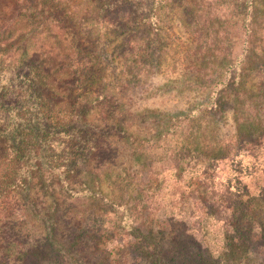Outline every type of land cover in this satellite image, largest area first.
<instances>
[{"label":"trees","instance_id":"obj_1","mask_svg":"<svg viewBox=\"0 0 264 264\" xmlns=\"http://www.w3.org/2000/svg\"><path fill=\"white\" fill-rule=\"evenodd\" d=\"M169 60L207 102L135 110ZM260 178L264 0H0V264H264Z\"/></svg>","mask_w":264,"mask_h":264},{"label":"rangeland","instance_id":"obj_2","mask_svg":"<svg viewBox=\"0 0 264 264\" xmlns=\"http://www.w3.org/2000/svg\"><path fill=\"white\" fill-rule=\"evenodd\" d=\"M173 48L176 49H181V43H173L172 44ZM179 58L181 59V55L179 53ZM177 56V57H178ZM171 64V60H169V62L167 64H164L163 66L161 65L158 68H154V70L156 72L150 74L149 78L147 80H144V83L142 85H140L139 87V92L136 95V97H134L133 101H132V107L135 110H143V109H151V110H156L158 112L164 111V112H168V113H188L190 111H194L197 107H200L203 103H206L208 100V94H206V92H204V90L202 89H196V88H191V87H183V82H176L174 83L172 80H174L175 76H169L171 73V69L167 68L168 65ZM173 65V64H172ZM137 68L140 66H136ZM178 67V66H177ZM138 68V70H139ZM182 67H180L179 70H181ZM177 72L178 73V70ZM204 92V93H203ZM208 92V91H207ZM229 116V114L227 115V117ZM225 121H229L228 119H225ZM244 164V163H243ZM251 166V164L249 165ZM251 173L253 172V170L250 171ZM250 173V174H251ZM245 176V175H244ZM251 176V175H249ZM251 178V177H250ZM256 177H252V179L254 180ZM256 185H264V178H260L257 182ZM188 222V226L191 228V231L193 229L194 233H200V226H195L194 221H187ZM213 224V222L210 223V225ZM220 226L218 224H216L214 227H209V232L211 234H209L206 238L205 235L201 238H199L198 240H200L203 244L204 247L207 248V251L210 254H213V256H218L219 255V235L221 234V229L219 228ZM183 226H181L180 228L176 229V227L174 228L175 234L178 235L179 233H181V231H183ZM254 231H247V233H243V235H241V242L244 245L249 246V237L250 235L254 236L256 235ZM201 233H203L201 231ZM174 234V235H175ZM204 234V233H203ZM173 236V237H176ZM172 236H168L167 242L170 241V239L173 240ZM244 238V240H243ZM248 239V240H247ZM245 241V242H244ZM177 243H175V245L177 244V248H175L177 250V253H181L184 254V252H186L183 249V246L181 245V239H177L176 237V241ZM181 243V244H180ZM174 245L172 242L169 243V247ZM251 245V244H250ZM246 246V247H247ZM253 250H254V246ZM242 249V248H241ZM249 250V249H248ZM204 251V249L202 250ZM247 251V250H246ZM204 252H202V255ZM238 253V251L236 252ZM248 258H250V260L254 259L255 261L253 263H257L260 261V259L258 258L257 255H252V253L247 254ZM246 254L242 253L239 251V254H236V256L233 258L232 256L230 257L231 259H238L239 261H241L240 263H244V261H246L248 258ZM174 260H176L174 263L175 264H183L182 261L180 260V258H178L177 254L176 256L173 257ZM234 261V260H231ZM214 264H219L218 262H215Z\"/></svg>","mask_w":264,"mask_h":264}]
</instances>
